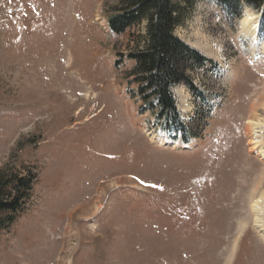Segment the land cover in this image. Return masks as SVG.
<instances>
[{"label": "rangeland", "instance_id": "374dc122", "mask_svg": "<svg viewBox=\"0 0 264 264\" xmlns=\"http://www.w3.org/2000/svg\"><path fill=\"white\" fill-rule=\"evenodd\" d=\"M115 3L0 0V174L36 176L0 264H264L261 12L182 5L176 36L212 62L173 89L185 145L129 94L145 26L113 35Z\"/></svg>", "mask_w": 264, "mask_h": 264}, {"label": "trees", "instance_id": "16d2710c", "mask_svg": "<svg viewBox=\"0 0 264 264\" xmlns=\"http://www.w3.org/2000/svg\"><path fill=\"white\" fill-rule=\"evenodd\" d=\"M197 0H116L107 19L110 32L125 36L132 30L145 26L144 36L134 51L127 55L133 68L128 74L136 85L130 91L132 98L141 101L140 113H150L154 127L175 133L188 143L193 139L177 111L173 89L189 85L188 72L212 63L200 52L183 42L175 31L180 25L182 5H192ZM219 5L230 17L241 18L244 5L261 12L264 26V0H209ZM139 47V48H138ZM118 67L119 62H116ZM36 176L20 177L0 174V233L9 229L31 198Z\"/></svg>", "mask_w": 264, "mask_h": 264}, {"label": "bare ground", "instance_id": "6f19581e", "mask_svg": "<svg viewBox=\"0 0 264 264\" xmlns=\"http://www.w3.org/2000/svg\"><path fill=\"white\" fill-rule=\"evenodd\" d=\"M244 23H246V21ZM255 33L256 28L253 29V34L255 35ZM99 112H101V115L103 111L101 110ZM251 126V152L255 154L264 163V127H261L260 124L256 122H252ZM261 218H264V215L258 217L257 225L261 232H264V220Z\"/></svg>", "mask_w": 264, "mask_h": 264}]
</instances>
